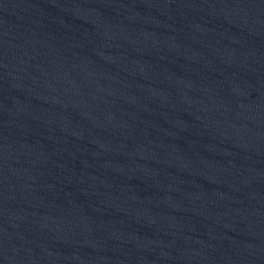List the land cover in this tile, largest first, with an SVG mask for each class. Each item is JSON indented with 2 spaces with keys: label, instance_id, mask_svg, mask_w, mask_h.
<instances>
[{
  "label": "water",
  "instance_id": "obj_1",
  "mask_svg": "<svg viewBox=\"0 0 264 264\" xmlns=\"http://www.w3.org/2000/svg\"><path fill=\"white\" fill-rule=\"evenodd\" d=\"M0 264H264V0H0Z\"/></svg>",
  "mask_w": 264,
  "mask_h": 264
}]
</instances>
